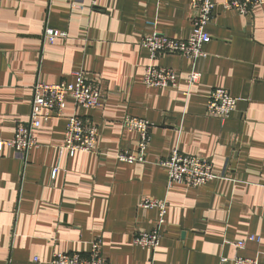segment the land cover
<instances>
[{
  "label": "crops",
  "instance_id": "obj_1",
  "mask_svg": "<svg viewBox=\"0 0 264 264\" xmlns=\"http://www.w3.org/2000/svg\"><path fill=\"white\" fill-rule=\"evenodd\" d=\"M221 1L205 27L206 56L193 61L152 60L139 45L152 27L186 39L189 0H0L1 142L27 121L36 81L72 82L81 72L103 95L94 110L68 97L64 113L35 131L37 145L23 160L0 148V264H48L56 252L87 256L95 239L109 264H233L234 256L264 264V4L241 15ZM46 27L66 35L50 43ZM149 64L172 68L178 87H147ZM192 70L201 77L187 89ZM217 87L237 100L224 121L206 113ZM74 112L96 125V152L60 151ZM128 115L153 125L143 161L118 159L138 152V133L123 127ZM173 149L206 158L215 178L168 186L158 162ZM143 197L167 206L154 250L133 243L156 223L155 209L139 207ZM251 235L259 240L247 241Z\"/></svg>",
  "mask_w": 264,
  "mask_h": 264
},
{
  "label": "built area",
  "instance_id": "obj_2",
  "mask_svg": "<svg viewBox=\"0 0 264 264\" xmlns=\"http://www.w3.org/2000/svg\"><path fill=\"white\" fill-rule=\"evenodd\" d=\"M189 3L193 16L191 32L186 39L172 38L158 32L153 27L140 39L139 45L148 51L152 60L163 54H177L193 61L206 56L204 46L210 41L211 36L205 27L211 22L218 3L215 0H189ZM219 4L223 10L235 11L241 15H251L254 7L264 4V0H222ZM65 35V32L55 28L46 27L44 29V39L50 43ZM73 76L72 82L36 81L32 86V99L27 121L18 122L13 137L6 142L0 141V148L5 143L14 149L23 160L28 151L37 145L35 131L40 128L42 122L58 118L64 113L68 97L72 99L76 107L86 110L100 108L103 95L99 82L96 79L85 78L81 72H75ZM200 77L201 73L198 70H192L186 79L187 89L195 84ZM143 81L147 87H178L177 75L172 68L154 64L146 66ZM188 93V90L184 91V94L188 95ZM236 101V98L228 90L221 87L214 88L207 96L206 113L224 121L235 109ZM123 127L128 131L138 133V152L136 154L119 153L118 159L125 162L143 161L153 125L146 119L128 115L123 119ZM97 134L98 130L95 124L74 112L67 117L63 141L59 149L68 152L69 155L77 151L96 152ZM158 164L167 170L168 186L185 184L197 187L215 178L212 165L206 158L183 154L176 149H173L167 158L159 160ZM54 175L55 169L52 171V176L54 177ZM139 207L144 210L155 209L157 217L151 230L141 231L134 235L133 243L154 250L160 244L162 237L167 210L166 202L143 197L139 201ZM258 240V237L253 235L247 238V241ZM244 243L245 240H239L235 246L241 247ZM232 263L258 264L257 260L253 258L241 256H234ZM48 264H109V262L102 254L101 240L95 239L90 243L87 256L78 253L56 252Z\"/></svg>",
  "mask_w": 264,
  "mask_h": 264
}]
</instances>
